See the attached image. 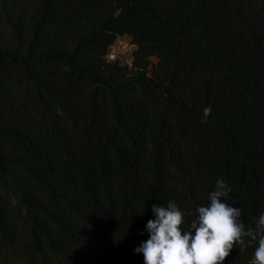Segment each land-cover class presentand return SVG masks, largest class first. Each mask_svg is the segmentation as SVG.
<instances>
[{
    "label": "trees",
    "instance_id": "16d2710c",
    "mask_svg": "<svg viewBox=\"0 0 264 264\" xmlns=\"http://www.w3.org/2000/svg\"><path fill=\"white\" fill-rule=\"evenodd\" d=\"M218 179L254 228L264 0H0V264H144L153 204L187 226Z\"/></svg>",
    "mask_w": 264,
    "mask_h": 264
},
{
    "label": "clouds",
    "instance_id": "9594fccd",
    "mask_svg": "<svg viewBox=\"0 0 264 264\" xmlns=\"http://www.w3.org/2000/svg\"><path fill=\"white\" fill-rule=\"evenodd\" d=\"M231 188L216 181L208 195L209 203L196 209L198 214L186 226L184 212L175 201L167 206L153 204L155 219L147 222L149 238L134 249L142 253L144 264H224L236 247L245 246V237L258 242L250 264H264V213L254 228L245 227L242 209L226 200Z\"/></svg>",
    "mask_w": 264,
    "mask_h": 264
},
{
    "label": "rangeland",
    "instance_id": "374dc122",
    "mask_svg": "<svg viewBox=\"0 0 264 264\" xmlns=\"http://www.w3.org/2000/svg\"><path fill=\"white\" fill-rule=\"evenodd\" d=\"M113 46L116 47L113 50V54H114L113 60L117 59L122 64L130 65V59H131V53L133 47L127 43L126 39L123 37L118 39Z\"/></svg>",
    "mask_w": 264,
    "mask_h": 264
},
{
    "label": "built area",
    "instance_id": "2783aa9c",
    "mask_svg": "<svg viewBox=\"0 0 264 264\" xmlns=\"http://www.w3.org/2000/svg\"><path fill=\"white\" fill-rule=\"evenodd\" d=\"M116 47L115 46H112L111 48H110V50H109V52H108V54H107V58L109 59V60H113L114 58V54H113V50L115 49ZM122 48H124V47H122Z\"/></svg>",
    "mask_w": 264,
    "mask_h": 264
}]
</instances>
